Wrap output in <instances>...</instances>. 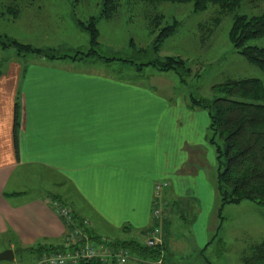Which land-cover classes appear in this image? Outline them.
<instances>
[{"label": "crops", "instance_id": "obj_1", "mask_svg": "<svg viewBox=\"0 0 264 264\" xmlns=\"http://www.w3.org/2000/svg\"><path fill=\"white\" fill-rule=\"evenodd\" d=\"M6 50L0 47V252L12 249L14 259L0 264H44L42 249L64 244L69 227L54 200L89 220L92 237L147 238L161 182L172 207L192 198L197 211L200 203L190 231L195 246L207 248L217 230L214 206L206 217L201 210L207 190L215 195L206 184L207 111L93 62H3ZM125 264L171 263L133 254Z\"/></svg>", "mask_w": 264, "mask_h": 264}, {"label": "rangeland", "instance_id": "obj_2", "mask_svg": "<svg viewBox=\"0 0 264 264\" xmlns=\"http://www.w3.org/2000/svg\"><path fill=\"white\" fill-rule=\"evenodd\" d=\"M10 5L20 9L16 18L8 14L1 15ZM102 9V0H0V34L39 47H57L61 52L87 51L90 37L79 26V22L99 16ZM263 11L264 0H245L233 12L221 11L218 5H210L205 11L195 12L192 3L120 0L115 15L100 18L98 22L99 51L105 56L115 55L133 62L117 60L94 63L108 73L156 87L180 104L189 103L191 94L213 99L220 96L214 86L229 80L258 78L264 83V71L239 53L230 39L235 14L259 15ZM157 15H163V18L154 27L152 18ZM174 21L176 32L159 45L158 50H154L161 28ZM250 44L263 47L264 36L251 40ZM144 49L148 52H144ZM6 52L7 60L3 62L14 58L23 61L41 59L35 54H18L13 48ZM168 55L180 57L184 61L187 70H182V75L174 70L162 71L153 65H144L155 60L164 61ZM209 133L206 139L211 145ZM211 148L215 151L213 145ZM213 150L208 153L210 162L206 184L214 188L215 195L213 199L210 197L212 190H207V205H203L201 210L202 217H206L214 206V214L211 210L210 215H215L217 230L209 231V244L205 250L198 245L196 247V240L190 230L193 214L198 211L200 203L196 211L192 208V198L187 203L180 201L181 205L176 208L163 199L167 202L168 213L165 218L167 220L170 217V220L165 221L163 226L159 223L160 241L166 248V261L171 264H198L205 261L208 264H243V252L253 243L264 240V205L247 200L239 204H227L222 209L221 218L218 217L221 199L216 190L218 165L216 151ZM196 201L199 202L198 199ZM92 227L89 225L91 232ZM107 235L115 239L124 236L122 232H109ZM136 240L146 244L147 238L141 235Z\"/></svg>", "mask_w": 264, "mask_h": 264}, {"label": "trees", "instance_id": "obj_3", "mask_svg": "<svg viewBox=\"0 0 264 264\" xmlns=\"http://www.w3.org/2000/svg\"><path fill=\"white\" fill-rule=\"evenodd\" d=\"M144 1L192 3L195 12L205 11L210 5H218L221 11L233 12L245 0ZM102 2L103 9L99 16H91L87 22H79V26L87 31L90 37V48L87 51L61 52L57 47H39L2 34H0V47L2 49L13 48L21 55L35 54L50 61L71 60L93 63L104 61L110 63L120 60L133 62L115 55L105 56L99 51L98 22L100 18L113 17L120 6V0H102ZM19 13V7L10 5L1 15L8 14L16 18ZM162 18L163 15L152 18L153 26L155 27ZM175 24L176 21L161 28L157 42L153 46L154 50H158V46L176 32ZM262 36H264V11L259 15L246 13L234 15L230 39L235 49L264 71V46L250 44L251 40ZM141 50H137V52H141ZM143 51L148 52L146 49ZM144 65H153L162 71L174 70L178 74H181L184 69L187 70L180 57L171 55H168L164 61L155 60ZM214 89L220 93V96L210 99L191 94L189 106L193 109L207 111L210 118L209 142L215 148L217 155L216 190L221 199L218 211V217L221 218L222 209L227 204H239L247 200L264 205V83L258 78H242L218 84L214 86ZM18 109L19 105L17 104V112ZM75 216L79 218L76 214ZM165 221L166 218H163L162 226ZM93 238L98 239V237ZM115 244L130 249L131 253L144 259L160 261L166 256V248L163 243L149 246L147 243L143 244L136 239H130L116 240ZM49 248L46 247V249ZM46 249L42 250L45 252ZM242 263L264 264V240L253 243L243 252Z\"/></svg>", "mask_w": 264, "mask_h": 264}, {"label": "built area", "instance_id": "obj_4", "mask_svg": "<svg viewBox=\"0 0 264 264\" xmlns=\"http://www.w3.org/2000/svg\"><path fill=\"white\" fill-rule=\"evenodd\" d=\"M167 182L157 183L155 186L156 198L153 205L152 217L155 225L148 233L147 245L154 246L161 243V226L167 215V202L162 198V190ZM55 213L64 218L69 231L65 242L57 249H48L42 253L41 261L44 264H125L131 257V250L117 246L115 241L108 238L95 239L91 235L87 219H79L74 212L60 201H53Z\"/></svg>", "mask_w": 264, "mask_h": 264}, {"label": "water", "instance_id": "obj_5", "mask_svg": "<svg viewBox=\"0 0 264 264\" xmlns=\"http://www.w3.org/2000/svg\"><path fill=\"white\" fill-rule=\"evenodd\" d=\"M14 259V251L12 249H6L0 252V261L7 260L12 261Z\"/></svg>", "mask_w": 264, "mask_h": 264}]
</instances>
